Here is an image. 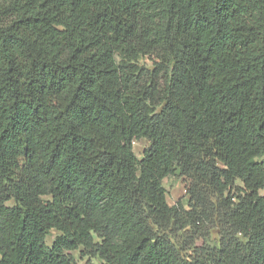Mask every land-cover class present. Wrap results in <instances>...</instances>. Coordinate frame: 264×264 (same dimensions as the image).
<instances>
[{
  "label": "trees",
  "instance_id": "16d2710c",
  "mask_svg": "<svg viewBox=\"0 0 264 264\" xmlns=\"http://www.w3.org/2000/svg\"><path fill=\"white\" fill-rule=\"evenodd\" d=\"M261 189L264 0H0V264H264Z\"/></svg>",
  "mask_w": 264,
  "mask_h": 264
},
{
  "label": "rangeland",
  "instance_id": "374dc122",
  "mask_svg": "<svg viewBox=\"0 0 264 264\" xmlns=\"http://www.w3.org/2000/svg\"><path fill=\"white\" fill-rule=\"evenodd\" d=\"M146 145H147L146 140H138V141L136 140L133 142V149L138 158L142 156V152L146 147ZM163 186L167 192V201L169 204L172 205L178 199H181L184 204L186 203V199L184 197L185 195L184 182L180 178V176L175 174L167 176L166 178L163 179ZM259 193L261 195H264V189H261ZM47 242H49V239L47 240ZM70 254L76 264H88V262L94 264L100 263L97 259L81 256L80 252L77 250L72 251Z\"/></svg>",
  "mask_w": 264,
  "mask_h": 264
}]
</instances>
